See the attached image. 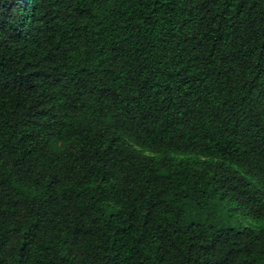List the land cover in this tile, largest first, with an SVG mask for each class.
<instances>
[{
    "label": "trees",
    "instance_id": "obj_1",
    "mask_svg": "<svg viewBox=\"0 0 264 264\" xmlns=\"http://www.w3.org/2000/svg\"><path fill=\"white\" fill-rule=\"evenodd\" d=\"M0 264H264V0H0Z\"/></svg>",
    "mask_w": 264,
    "mask_h": 264
},
{
    "label": "rangeland",
    "instance_id": "obj_2",
    "mask_svg": "<svg viewBox=\"0 0 264 264\" xmlns=\"http://www.w3.org/2000/svg\"><path fill=\"white\" fill-rule=\"evenodd\" d=\"M214 224L220 228L242 229L255 223L252 219L244 216L242 212L234 210L232 205L226 204V206L220 208Z\"/></svg>",
    "mask_w": 264,
    "mask_h": 264
}]
</instances>
